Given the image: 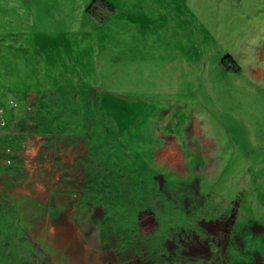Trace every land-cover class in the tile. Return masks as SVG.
I'll use <instances>...</instances> for the list:
<instances>
[{
    "label": "rangeland",
    "instance_id": "374dc122",
    "mask_svg": "<svg viewBox=\"0 0 264 264\" xmlns=\"http://www.w3.org/2000/svg\"><path fill=\"white\" fill-rule=\"evenodd\" d=\"M0 264H264V0H0Z\"/></svg>",
    "mask_w": 264,
    "mask_h": 264
}]
</instances>
